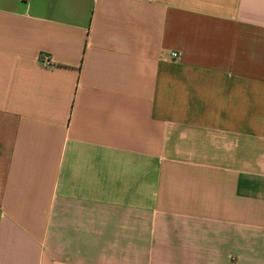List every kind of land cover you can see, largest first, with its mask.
<instances>
[{"label": "crops", "instance_id": "obj_1", "mask_svg": "<svg viewBox=\"0 0 264 264\" xmlns=\"http://www.w3.org/2000/svg\"><path fill=\"white\" fill-rule=\"evenodd\" d=\"M0 264H264V0H0Z\"/></svg>", "mask_w": 264, "mask_h": 264}, {"label": "built area", "instance_id": "obj_2", "mask_svg": "<svg viewBox=\"0 0 264 264\" xmlns=\"http://www.w3.org/2000/svg\"><path fill=\"white\" fill-rule=\"evenodd\" d=\"M170 56H171L172 59H176L178 57V54L176 52H171ZM41 64L43 66H45V67H49L50 66L49 60L47 59L46 56H43V58L41 59Z\"/></svg>", "mask_w": 264, "mask_h": 264}]
</instances>
